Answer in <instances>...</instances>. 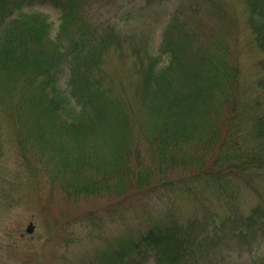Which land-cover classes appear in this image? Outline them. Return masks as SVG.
Listing matches in <instances>:
<instances>
[{"label":"trees","instance_id":"16d2710c","mask_svg":"<svg viewBox=\"0 0 264 264\" xmlns=\"http://www.w3.org/2000/svg\"><path fill=\"white\" fill-rule=\"evenodd\" d=\"M243 2L264 54V0ZM4 4L0 114L12 125L30 174L36 168L73 200L121 201L163 191L199 202L212 198L229 213L218 217L203 207L185 221L166 216L139 239H118L102 264H131L145 250L152 264H235L214 255L226 229L246 243L264 237V206L247 215L237 210L240 184L254 194V176L264 171V60L249 95L225 52L202 51L196 31L176 20L163 30L158 52L132 45V99L123 101L101 68L107 41L97 46L89 27L64 40V20L76 9L63 5L69 14L52 38L38 14L5 24ZM127 107L136 124L129 123ZM249 256L250 264H264L263 256Z\"/></svg>","mask_w":264,"mask_h":264},{"label":"rangeland","instance_id":"374dc122","mask_svg":"<svg viewBox=\"0 0 264 264\" xmlns=\"http://www.w3.org/2000/svg\"><path fill=\"white\" fill-rule=\"evenodd\" d=\"M3 3L5 24L20 15L38 14L48 23L52 38L69 14L63 5L68 11L76 9L75 17L64 20V40L68 43L70 35L78 36L89 27L92 36L100 39L97 46L107 41L101 68L123 101L132 99V45L158 52L163 30L176 20L196 31L202 51L225 52L239 68L241 87L248 94L257 64L264 60L248 27L249 10L243 0H0ZM126 112L129 123L136 124L134 110L127 107ZM6 121L0 114V264H102L101 256L111 254L118 239H139L166 216L185 221L200 216L203 207L218 217L229 214L212 198L199 202L196 197L163 191L121 201L69 199L35 166L30 174L20 159L12 125ZM29 162L37 161L33 157ZM240 185L239 212L247 215L257 204L264 206V171L254 176V194ZM29 224L32 233L26 232ZM225 232V241L214 250L216 257H232L235 264H250V252L264 257V237L246 243L232 237L230 230ZM152 260L145 250L132 255L131 264H152Z\"/></svg>","mask_w":264,"mask_h":264},{"label":"water","instance_id":"95a60500","mask_svg":"<svg viewBox=\"0 0 264 264\" xmlns=\"http://www.w3.org/2000/svg\"><path fill=\"white\" fill-rule=\"evenodd\" d=\"M33 229H34L33 225L32 224H29V226L26 229V232L27 233H32L33 232Z\"/></svg>","mask_w":264,"mask_h":264}]
</instances>
